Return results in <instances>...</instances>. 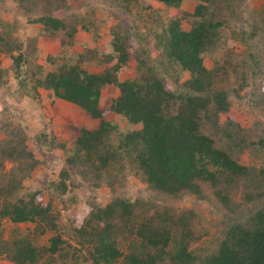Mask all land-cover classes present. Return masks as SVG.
Instances as JSON below:
<instances>
[{"label":"trees","instance_id":"obj_1","mask_svg":"<svg viewBox=\"0 0 264 264\" xmlns=\"http://www.w3.org/2000/svg\"><path fill=\"white\" fill-rule=\"evenodd\" d=\"M98 1L104 19L94 18L95 6L88 2L83 15L76 0H16L8 20L7 0H0V90L37 102L43 90L97 122L71 127L69 139L60 140L48 124L31 133L24 123H14L17 115L10 108L1 109L0 222L17 226L6 239L0 233V259L6 264H264V122L242 124L229 101L241 99L260 79L251 103L264 118V15L245 17L240 0H194L192 13L181 10L184 0H153L162 12H175L155 31L159 21L146 0ZM21 19L31 35L22 37ZM102 26L111 36L107 51L86 46L73 65L48 72L36 63L39 38L61 48L47 57L53 63L81 34L97 42ZM221 38L235 45L212 56ZM91 62L100 69L83 67ZM130 62L136 78L120 80ZM107 86L116 87L118 95L102 106ZM116 118L131 130H119ZM55 151L65 159L58 175L24 192V182L39 166H48ZM132 179L147 193L133 199L119 194ZM103 187L110 192L105 204L97 199ZM183 198L206 204L214 220L201 216L195 205L176 208L173 201ZM20 224L34 228L24 231Z\"/></svg>","mask_w":264,"mask_h":264},{"label":"rangeland","instance_id":"obj_2","mask_svg":"<svg viewBox=\"0 0 264 264\" xmlns=\"http://www.w3.org/2000/svg\"><path fill=\"white\" fill-rule=\"evenodd\" d=\"M88 2L89 5H92L93 7L95 6V14L94 18L96 20L98 19H104L103 13L98 10L97 5L101 3V1L98 0H76L74 3V7L77 8L78 10H81V13L83 15L86 14V3ZM188 2V1H185ZM16 0H7L5 7L7 9L6 17L7 19H11L12 15L15 11V6H16ZM242 7V12L245 17H250L254 16L260 19L264 15V0H240L239 2ZM143 4L149 5L150 9L148 12L156 19L157 21H162L161 25L159 26V22L155 23L157 25V30L155 31H161V26L164 27L166 25V22L170 19V14L173 15L172 13H166L165 11L162 12L161 7L159 4L155 3L153 0H146ZM191 4L190 2L187 3ZM146 5H143L146 7ZM141 6V5H139ZM1 11L3 9H0ZM110 20H112L111 16H108V18L105 19V23L109 24L111 23ZM22 24L25 25L26 21L24 19H21ZM187 22V21H186ZM184 24L185 26H188V22ZM251 22V19H249V23ZM21 26L22 29H24V26ZM103 27V26H102ZM141 31L143 33H146L148 29L141 28ZM223 37L228 36V31L223 30ZM104 34V27L103 29L100 28L99 30V37H103ZM108 37V36H107ZM102 39V38H101ZM151 41H153L151 39ZM235 45L231 40H225L221 38V41L217 45V49L212 56L218 55L222 56V53L226 52L228 49H226L228 46ZM237 45V44H236ZM109 46V45H108ZM45 52L39 53L38 51V60L37 64L41 65L44 69L45 72L56 70L57 67L61 65H73V63L76 62L77 56L70 57L68 52L66 53L67 55L64 54L63 58H57L55 59V62L50 63L47 59L45 58V54H48L47 50L49 49H44ZM240 51L241 49H237ZM72 54V52H71ZM155 52L153 53V55ZM45 58V59H44ZM204 65L207 69H211L212 62L210 57H204ZM66 61V62H64ZM129 66H126L122 72H120L119 77L120 80H134L136 78V70H135V63L130 62L128 63ZM93 66V67H92ZM83 67L87 70H99L100 68L98 67L96 62H91V63H85L83 64ZM260 80V79H259ZM259 80L256 79V85L255 86H250L248 89L244 90L241 92V99L239 98H233L231 97L229 101L231 102L230 106V111L235 115L237 120L241 122L244 125H252L254 124L255 121H260L264 122V118L262 116V113L258 109L252 108V103L251 100L254 98L253 95L251 94L254 89L259 88ZM170 81V79H169ZM171 82V81H170ZM172 83V82H171ZM14 86V85H12ZM15 87V86H14ZM259 91L256 90V94ZM40 96L38 97L37 100H40V102H37L36 100L30 99L29 97H25L21 100L18 99V96L12 95L9 92H7L5 89L0 90V111L4 107L10 108V113L11 114H16V118H14V123H24L27 125V127L30 129V132L33 133L34 131H37L40 129V127H44V124H48L47 129L49 130V127L52 128V135L60 140H68L69 139V133L68 129L71 127H80L82 125H89L93 126L97 124L96 121L89 119L85 112L81 109H79L76 106H73L66 101L63 100V102L56 104L57 99L51 98L48 92L41 90L40 91ZM118 95V90L116 87L112 86H107L103 88L102 94L100 97V104L103 106L104 104H107L112 98L117 97ZM256 98H254L255 100ZM60 100V99H59ZM116 122L119 125V130L122 132H129L131 130V127H128L126 122L117 119ZM264 124V123H263ZM138 129V127H137ZM68 148L72 146V143L67 142L66 144ZM56 154L52 156L50 163L47 165H42L38 167V170L34 173L33 179L26 180L24 182V192L29 193L30 191L36 190L40 182L42 180H45L46 176H48L49 179H54L56 175H58L59 171L63 168L65 164V159L62 156L60 151H55ZM242 161L244 163H247L246 159L243 158ZM50 166V167H49ZM5 169L10 168L9 163H5ZM37 181V182H36ZM132 183L130 185L128 184V187L125 190H121L118 193L121 195H125L129 197L130 199L136 198L137 195L141 192L144 191V187L140 185L137 181V179H132ZM133 186H132V185ZM97 199L101 204L108 203L110 199V192L107 188L103 187L98 189L97 191ZM143 193H147L146 191ZM78 194L80 199H83V195L85 193L82 190H78ZM43 196V202H47V199L49 198V195L47 193L44 194ZM97 201V202H98ZM161 203V201H157ZM173 204L176 208L182 209V208H187V207H192V205L196 207V210L199 212V214L203 217H207L209 220H214V214H212L208 208V206L204 203H198L195 204L194 201L191 199L183 198L181 201H173ZM17 225H13L10 223L8 220H3L0 222V233L3 234L2 238L6 239L13 235V230L16 228ZM19 229L24 230V231H29L34 228L33 224H20L18 226ZM47 237V236H46ZM1 264H6V261L4 259H0ZM9 264V263H7Z\"/></svg>","mask_w":264,"mask_h":264},{"label":"crops","instance_id":"obj_3","mask_svg":"<svg viewBox=\"0 0 264 264\" xmlns=\"http://www.w3.org/2000/svg\"><path fill=\"white\" fill-rule=\"evenodd\" d=\"M185 1L190 2V0H184L182 3L181 10H185L187 12L192 13L194 11V8H195V1L191 0V4H188V5H187L188 2H185ZM160 7H162V6H160ZM171 13L175 14V12L172 10H171ZM185 22L186 21L182 22L183 28L186 27V26L184 27ZM24 27H26V26L24 25ZM20 31L23 33L22 37H25V35H27V34L31 35V31L27 28H24V29L20 28ZM35 35L38 36L37 33ZM110 40H111V36L107 37L106 31H104L103 37L102 36L99 37L97 42L93 41L92 36H90L88 34H81L78 37V42L72 48H70V50H68V54L70 57H73L75 54L78 55L79 53H82L83 49H85L86 46H88V48H91V49L97 47L98 49H101L104 52V51H107V49H109ZM37 48L39 49V53L45 52L44 49H49V50H47L48 54H45V58H47L48 56H57V54L61 53V51H60L61 48H59V45L56 42H54V41L51 42V41L46 40L44 38H39V40H37ZM71 52H72V54H71ZM62 54H65V53L63 52ZM61 102H63V100L57 99L56 104H59Z\"/></svg>","mask_w":264,"mask_h":264}]
</instances>
